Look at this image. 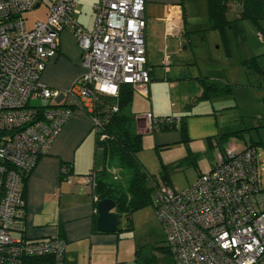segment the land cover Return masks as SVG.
Returning a JSON list of instances; mask_svg holds the SVG:
<instances>
[{
	"label": "built area",
	"instance_id": "2783aa9c",
	"mask_svg": "<svg viewBox=\"0 0 264 264\" xmlns=\"http://www.w3.org/2000/svg\"><path fill=\"white\" fill-rule=\"evenodd\" d=\"M39 1L0 0V264H23L27 257L43 255H53L62 264L61 239L30 240L25 235L24 177L49 151L73 110L93 112L98 96L116 97L122 83L146 95L151 81L145 0H99L93 5L91 29L77 22L75 0L52 1L46 18L28 27L24 15ZM65 28L81 50L82 73L66 89L51 88L41 82V74L57 54ZM257 35L264 39L262 33ZM91 118L98 129L97 116ZM136 118L144 122L141 129L150 132L180 121L151 112ZM68 171L67 165L61 167L65 180L72 183ZM261 171L256 147L228 146L195 184L181 190L157 187L155 213L173 264H264ZM97 175L92 169L77 176L90 188L95 203Z\"/></svg>",
	"mask_w": 264,
	"mask_h": 264
},
{
	"label": "crops",
	"instance_id": "0c3cea01",
	"mask_svg": "<svg viewBox=\"0 0 264 264\" xmlns=\"http://www.w3.org/2000/svg\"><path fill=\"white\" fill-rule=\"evenodd\" d=\"M98 1L75 0L78 10L76 19L83 28L91 29L93 27L95 21L93 5ZM41 2L43 0H40L33 9L38 8ZM188 3L193 4L194 0H145V49L147 66L151 69V81L148 84L146 95L137 91L134 94L137 93L140 97L149 100L150 106L141 111L135 110L133 96L131 112L136 116L145 111H151L154 115L156 113L154 102L150 98L153 81L166 80L174 89L177 86L176 80H188L181 74H178V78L171 76V69L164 75H156V68L162 70L163 53L166 52L169 55V53L177 54L179 49L187 50L184 44L190 39V35L200 31L199 25L195 24L196 18L193 15H188ZM202 7V11H206L205 0H202ZM240 10V6L236 7L230 18L237 17ZM202 21L205 22L204 19ZM208 23L210 25L209 19ZM239 23L241 26V21ZM262 25L264 27V24ZM208 27L207 24L205 28ZM241 28L243 38H245L244 29L242 26ZM259 32L262 33L260 30ZM258 40L260 44L254 46L253 51L245 52L244 58L256 57L263 70L261 73L264 74V64L261 63L262 56H264V39L261 40L258 37ZM168 58L171 59V56ZM171 63V66L181 67L183 65V62L179 60ZM81 73V50L72 32L65 28L60 32L57 54L46 62L45 69L41 74V82L51 88L66 89ZM190 88L197 90V97L201 96L202 88L198 82ZM205 115L210 114L206 112L190 115L184 111H177L176 113L157 112L155 116L183 117L187 135L201 133L199 136L211 137L213 133H208L210 129L203 127L202 119L194 120ZM139 122L144 123L137 121L138 132L142 135L151 133L154 137L155 147L160 150L171 143L180 142V133L176 129L143 131ZM196 123L200 124L196 125ZM195 125L196 129H194ZM228 146L244 149L248 143L244 147H240L229 142ZM96 152L95 129L91 116L87 111L73 110L59 135L51 144L49 151L39 158L34 169L27 176L24 191L26 200L25 235L30 240L50 237L61 239L65 244L63 264H139L137 261L138 252L140 248L147 249L149 243H145L146 240L139 243L132 241L126 234L127 229L121 232H101L96 229V203L90 188L79 183L77 179L78 175L86 174L93 168L101 169L102 157L100 163L96 165ZM139 160L149 173L158 174L159 166L156 169H151L155 171H151L144 161ZM216 161L217 158L214 165ZM63 165L70 166L72 183L67 182L62 176L61 167ZM113 211L115 212V209ZM162 246H166V242ZM159 251L166 253L161 248ZM155 252L153 246H150L149 251L147 250L149 255ZM143 253L140 255L143 257L141 259L143 263L140 261V264L147 261V256ZM167 254L170 256L169 253Z\"/></svg>",
	"mask_w": 264,
	"mask_h": 264
},
{
	"label": "rangeland",
	"instance_id": "374dc122",
	"mask_svg": "<svg viewBox=\"0 0 264 264\" xmlns=\"http://www.w3.org/2000/svg\"><path fill=\"white\" fill-rule=\"evenodd\" d=\"M50 2L51 0H43L38 8L25 13L28 27L35 21L46 18L47 5ZM188 4V15L196 18L195 24L199 25L200 31L190 35V39L184 44L187 50L179 49L177 54L163 53L161 61L163 72L160 68H156V75H164L171 69V76L178 78V74H181L188 80H176L177 86L174 89L166 80L153 81L150 98L154 102L156 113L177 111H184L190 115L209 113L210 115L199 116L194 120L202 119L203 127L210 129L208 133L213 134L207 137L199 136L201 133H189L188 144L171 143L160 150L154 145L153 135L145 133L142 136L143 149L138 153V158L144 161L150 170L158 168L160 161L166 164L169 167L173 186L181 190L195 184L200 173L209 172L214 166L218 153H224L229 142L240 147H244L246 143H253L257 148L264 186V105L261 101L264 92V74L254 69L248 70L241 63V59L246 55L245 52L253 51L254 46L260 44L257 36L259 29L251 21L244 19L241 21V26L245 38L239 37L238 33L229 29H225L222 34L221 31L212 30L210 27L205 28L207 24L210 25L207 12L202 11V0H194L193 4ZM230 8L233 12L234 7L230 6ZM170 56L171 59L168 58ZM262 58L261 63L264 64V56ZM177 60L183 62V65L171 66V62ZM201 77H205L208 83H215L218 88V91L209 98H201L200 95L197 97V90L190 88L196 82L199 83ZM31 103L38 104V101ZM149 106V100L140 97L137 93L134 94L135 110L141 111ZM155 115L154 117H157ZM139 125L143 128L144 123L139 122ZM188 149L197 154L196 164L179 165L187 156ZM101 157V151L97 149L96 165L100 163ZM119 176L118 182L125 190L128 174L125 170H119ZM132 225V230L126 233L130 239L138 243L146 240L145 243H149L147 249H143V254L147 256L144 264H173L167 253L159 251V246L165 244V233L155 213L154 205H146L133 213ZM150 246H153L156 252L149 255L147 250L149 251Z\"/></svg>",
	"mask_w": 264,
	"mask_h": 264
},
{
	"label": "trees",
	"instance_id": "16d2710c",
	"mask_svg": "<svg viewBox=\"0 0 264 264\" xmlns=\"http://www.w3.org/2000/svg\"><path fill=\"white\" fill-rule=\"evenodd\" d=\"M205 5L210 29L221 31L222 34L225 29H231L238 33L239 37L243 38L239 22L247 19L257 26L264 36V27L262 25L264 20V0H205ZM230 6H233L234 10L236 7H241L237 17L230 18V15L235 12L231 11ZM241 63L248 70L254 69L258 73L263 71L256 57L243 58ZM199 83L202 88L201 98H209L218 91L215 83H208L205 77H201ZM134 92L131 84L122 83L119 85L116 97L99 95L93 112H88L90 116L96 115L101 124L98 129L94 125V129H96L95 146L96 149H100L102 155V165L101 169L98 170L94 195L97 196L98 201L107 198L115 202V212L129 218L126 223L128 225L127 231L133 228L132 219H130L133 213L146 205H154L153 195L160 184L174 187L171 182L169 167L166 164L160 161L158 174H151L144 168L138 158V153L143 148V135L137 129V121L140 120L131 112ZM261 101L264 105V92ZM114 107L117 108L115 111L113 110ZM184 120L183 117H180L177 125H161L158 129H153L152 132L176 129L180 133V142L188 144L189 138ZM100 135H103L104 138L100 139ZM248 146L255 147L253 143H248ZM196 161L197 154L188 149L187 156L182 159L179 165L184 163L195 165ZM67 166L69 171L66 174L72 175L70 166ZM119 170H125L128 174V184L125 190L122 189L118 182L120 178ZM112 171H115L118 175L117 179H113ZM61 174L63 176V173ZM26 180L27 176L24 177L23 191H25ZM160 248L170 254L167 245L160 246ZM143 249L145 248H140L139 252L137 251L139 253V258L137 259L139 264L143 258L140 256L143 253ZM23 264H57V262L53 255H43L27 257L23 260Z\"/></svg>",
	"mask_w": 264,
	"mask_h": 264
},
{
	"label": "water",
	"instance_id": "95a60500",
	"mask_svg": "<svg viewBox=\"0 0 264 264\" xmlns=\"http://www.w3.org/2000/svg\"><path fill=\"white\" fill-rule=\"evenodd\" d=\"M115 202L112 199H101L96 203V229L101 232H121L128 228L125 223L128 217L113 211Z\"/></svg>",
	"mask_w": 264,
	"mask_h": 264
}]
</instances>
